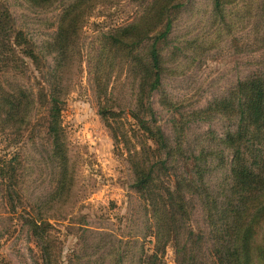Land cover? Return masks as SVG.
I'll use <instances>...</instances> for the list:
<instances>
[{
  "label": "trees",
  "instance_id": "1",
  "mask_svg": "<svg viewBox=\"0 0 264 264\" xmlns=\"http://www.w3.org/2000/svg\"><path fill=\"white\" fill-rule=\"evenodd\" d=\"M26 1L46 10L62 0ZM98 1L64 4L55 34L38 45L0 0V135L18 144L26 139L25 131L40 123L54 170L52 188L37 203L30 222L41 251L37 264H60L52 219L59 206L68 204L75 185L62 112L84 61L99 114L108 120L116 141L118 132L109 121L118 115L115 84L121 81L132 90L128 113L140 149L128 146L131 130L122 138L134 173L131 187L150 225L151 232L143 237L155 238L152 253L142 244L137 264H165L160 254L169 244L175 248L176 264H264V76L239 80L224 97L186 114L164 93L163 105L175 111L170 138L158 123L152 97L163 91L164 49L184 0H140L134 20L97 34L84 54L83 23ZM213 2V17L225 22L220 19L224 1ZM29 62L39 74V88L20 78ZM40 110L45 116L36 121ZM217 117L228 123L222 134L210 130L190 140V123ZM25 170L21 153L0 154V188L13 210L22 201ZM196 212L203 227L193 226ZM116 255L119 261L120 253ZM105 263L99 258L81 261Z\"/></svg>",
  "mask_w": 264,
  "mask_h": 264
},
{
  "label": "rangeland",
  "instance_id": "2",
  "mask_svg": "<svg viewBox=\"0 0 264 264\" xmlns=\"http://www.w3.org/2000/svg\"><path fill=\"white\" fill-rule=\"evenodd\" d=\"M70 1L62 0L43 10L33 8L26 0H2L17 25L38 45L55 34L62 6ZM223 1L220 19L225 17V22L213 17V0H184V7L175 14L174 30L164 49L167 74L163 91L152 97L158 123L170 138L174 136L175 111L163 105L164 93L186 114L224 97L239 80L254 74L264 76V0ZM139 2L99 0L83 23L84 54L91 49L97 34L134 20L140 12ZM192 40L196 43L189 44ZM82 69L62 112L75 185L68 204L59 206L52 219L59 262L81 264L99 258L105 264H137L142 244L152 253L155 238L143 237L151 232L150 225L139 196L131 187L134 173L122 138L131 130L128 146L140 149L132 135L135 121L128 113L132 90L121 81L115 84L114 110L118 115L109 121L118 132L116 141L108 120L99 114L85 61ZM20 78L39 88L40 77L31 62ZM44 116L45 110L38 111L36 121ZM39 124L25 131V141L18 144L12 143L7 134L0 135V154L21 153L28 172L22 201L16 209L9 205L0 188V264H37L41 254L30 222L37 203L52 188L54 170L48 160L50 143ZM226 125L221 117L197 120L189 124L187 131L194 141L200 133L210 130L222 134ZM193 226H204L199 212L193 216ZM113 251L115 254L110 255ZM160 255L165 264H176L173 244Z\"/></svg>",
  "mask_w": 264,
  "mask_h": 264
}]
</instances>
